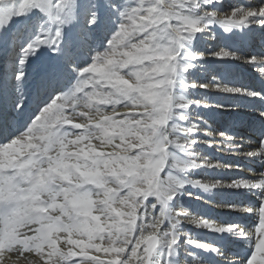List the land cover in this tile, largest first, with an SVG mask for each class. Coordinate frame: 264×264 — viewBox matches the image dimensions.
Here are the masks:
<instances>
[{"label": "snow or ice", "instance_id": "obj_1", "mask_svg": "<svg viewBox=\"0 0 264 264\" xmlns=\"http://www.w3.org/2000/svg\"><path fill=\"white\" fill-rule=\"evenodd\" d=\"M0 264H264V0H0Z\"/></svg>", "mask_w": 264, "mask_h": 264}, {"label": "bare ground", "instance_id": "obj_2", "mask_svg": "<svg viewBox=\"0 0 264 264\" xmlns=\"http://www.w3.org/2000/svg\"><path fill=\"white\" fill-rule=\"evenodd\" d=\"M241 2H244V0H241Z\"/></svg>", "mask_w": 264, "mask_h": 264}]
</instances>
